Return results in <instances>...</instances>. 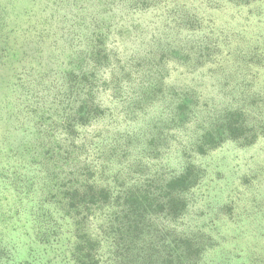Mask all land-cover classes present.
Masks as SVG:
<instances>
[{
	"label": "rangeland",
	"instance_id": "obj_1",
	"mask_svg": "<svg viewBox=\"0 0 264 264\" xmlns=\"http://www.w3.org/2000/svg\"><path fill=\"white\" fill-rule=\"evenodd\" d=\"M0 264H264V0H0Z\"/></svg>",
	"mask_w": 264,
	"mask_h": 264
},
{
	"label": "trees",
	"instance_id": "obj_2",
	"mask_svg": "<svg viewBox=\"0 0 264 264\" xmlns=\"http://www.w3.org/2000/svg\"><path fill=\"white\" fill-rule=\"evenodd\" d=\"M181 183H182V182H181ZM181 187H183V186H181ZM181 204H182L181 207L184 206L183 203H181ZM180 209H182V208H180ZM187 258H189V257H187Z\"/></svg>",
	"mask_w": 264,
	"mask_h": 264
}]
</instances>
